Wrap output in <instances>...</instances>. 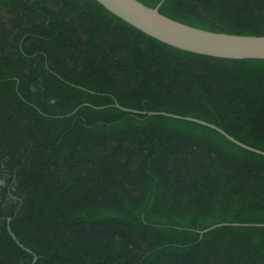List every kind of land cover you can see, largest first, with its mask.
Here are the masks:
<instances>
[{
	"label": "trees",
	"instance_id": "trees-1",
	"mask_svg": "<svg viewBox=\"0 0 264 264\" xmlns=\"http://www.w3.org/2000/svg\"><path fill=\"white\" fill-rule=\"evenodd\" d=\"M159 10L264 35V0ZM118 105L264 150V59L181 50L96 0H0V264H264V225L200 233L264 224V155Z\"/></svg>",
	"mask_w": 264,
	"mask_h": 264
},
{
	"label": "water",
	"instance_id": "water-1",
	"mask_svg": "<svg viewBox=\"0 0 264 264\" xmlns=\"http://www.w3.org/2000/svg\"><path fill=\"white\" fill-rule=\"evenodd\" d=\"M108 11L134 26L145 34L170 46L181 50L226 59H264V35H242L227 32H216L195 27L179 20H175L160 12V6L165 0L155 7H150L140 0H96ZM121 109L132 113H143L147 115H166L174 118L193 121L213 129H216L229 140L250 151L264 155V150L250 146L234 136L230 135L223 128L206 120L193 116H183L165 111H140L118 105ZM76 111V110H75ZM11 219V218H10ZM9 219V220H10ZM222 225H264L262 223H220L213 225L200 233L210 231ZM10 234L20 246L33 253L29 248L22 245L14 232L8 227ZM34 255L32 264L37 260Z\"/></svg>",
	"mask_w": 264,
	"mask_h": 264
}]
</instances>
